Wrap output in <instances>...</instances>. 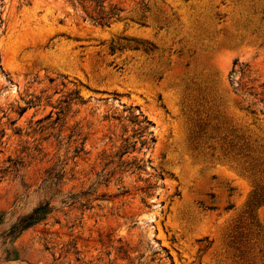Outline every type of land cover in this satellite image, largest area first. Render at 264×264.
<instances>
[{"label": "rangeland", "instance_id": "374dc122", "mask_svg": "<svg viewBox=\"0 0 264 264\" xmlns=\"http://www.w3.org/2000/svg\"><path fill=\"white\" fill-rule=\"evenodd\" d=\"M107 5L0 0V264H264V0Z\"/></svg>", "mask_w": 264, "mask_h": 264}, {"label": "trees", "instance_id": "16d2710c", "mask_svg": "<svg viewBox=\"0 0 264 264\" xmlns=\"http://www.w3.org/2000/svg\"><path fill=\"white\" fill-rule=\"evenodd\" d=\"M81 5L84 3L89 2L91 8V13L88 15V19L91 23L94 25H97L99 27H104L109 24L111 20H116L118 18L119 13L122 11L115 5H107V8L104 6L105 0H76ZM144 52L150 51L148 48H143ZM251 86L245 88L244 86L241 87L245 89V91H248L247 95L256 102H258L261 105V113L264 115V82L258 83L256 80L250 81ZM238 140H241L243 142L242 146L244 148H247L248 144L247 141L238 138ZM254 142H256L254 140ZM261 147V146H259ZM262 196L260 189L258 187H255L253 194H252V200L258 201V199ZM48 213L47 206H40L32 210V212L26 216L23 219H20L16 226L12 227L14 230H22L28 226H30L33 223H36L42 217Z\"/></svg>", "mask_w": 264, "mask_h": 264}]
</instances>
